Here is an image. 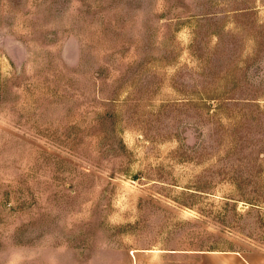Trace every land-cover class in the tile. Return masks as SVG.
Here are the masks:
<instances>
[{"label": "rangeland", "instance_id": "1", "mask_svg": "<svg viewBox=\"0 0 264 264\" xmlns=\"http://www.w3.org/2000/svg\"><path fill=\"white\" fill-rule=\"evenodd\" d=\"M234 253L264 262V0H0V264Z\"/></svg>", "mask_w": 264, "mask_h": 264}, {"label": "crops", "instance_id": "2", "mask_svg": "<svg viewBox=\"0 0 264 264\" xmlns=\"http://www.w3.org/2000/svg\"><path fill=\"white\" fill-rule=\"evenodd\" d=\"M231 257L235 264H264L262 261H254L249 255L245 254L234 253Z\"/></svg>", "mask_w": 264, "mask_h": 264}]
</instances>
